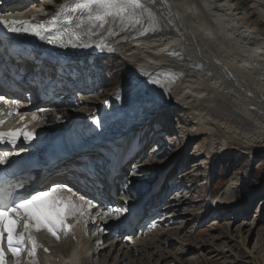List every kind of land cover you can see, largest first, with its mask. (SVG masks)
<instances>
[{
  "label": "bare ground",
  "instance_id": "bare-ground-1",
  "mask_svg": "<svg viewBox=\"0 0 264 264\" xmlns=\"http://www.w3.org/2000/svg\"><path fill=\"white\" fill-rule=\"evenodd\" d=\"M35 1L16 0L15 4L23 7V11L32 9L36 14L47 15L64 0ZM140 3L143 5V9L148 10L139 9L140 13L155 21L151 30L136 33V30L142 28V25H139L127 34L122 30L116 35L109 36L112 31L104 26L100 29L92 28L85 33L87 36L97 33V39H104L105 36H108L105 40L106 46L111 54L123 61L122 63L127 69V79L134 74L151 71L157 76H162L164 82L167 83L163 94L155 99L152 98L147 107L143 106L133 114L128 131L110 148L117 156L119 161L117 166L120 171L133 160L131 162V165L133 164L131 166L132 174L128 177L130 180L126 182V188L122 191L124 199L113 205L120 214L124 212L123 209H119L121 205H130L131 199L127 193L131 195L132 189H134L136 194L138 188L144 184L142 182L144 178L141 177L150 176L152 170L158 173L159 168L165 169L163 163L158 159L154 160L153 157L154 154L165 150V145L163 147L156 145L158 150H153L152 154H149L151 159H148L147 162L142 161L143 163H141V160L136 162V158L144 154L150 144L147 135L151 132H153V136L157 135L151 124L152 117L159 110H162L159 112L162 117L159 120L158 128L160 129L169 128L171 130L173 128L172 121L168 120V114L174 108L184 110L188 120H192L194 128L190 133L185 135L177 127L170 133V135L181 138L184 143H191L202 135H208L207 140L197 150H193L189 154V161L187 160L185 163H193L192 160H198L201 156H205L210 148L215 147L217 140L221 144L226 141L235 142L250 153H264V0H140ZM127 22V19L120 20L119 25L126 26ZM133 31L136 33L135 35L132 34ZM71 73L73 71H69V74L64 76L69 89L71 80L76 82L70 76ZM127 79L115 84L111 91L106 92L100 98H98L100 92L96 94L99 88L92 90V86L95 84L85 85L82 89L81 85L78 87L75 85V91L82 93L83 96L73 92L71 96L64 97V102L74 96H78L77 101L78 99H84V101L74 110H69L66 107H48L38 115L39 126L43 128L45 135L51 134V130L57 127L59 129L61 124L74 118L75 115L88 114L98 108L109 95L122 89ZM92 93L97 96L90 99ZM37 104L38 100L35 96L31 102L26 101V105L32 107ZM151 109L154 112L152 117L148 118ZM75 110L77 112H73ZM62 113H64L63 117ZM144 128V135L135 137L137 132L143 131ZM146 140H148L147 144ZM145 144L146 147H144ZM79 154H82V150ZM127 155H132L134 158L123 162ZM156 165L159 167L157 168ZM166 172V169L162 171L160 177H163ZM176 173L175 170V175ZM205 179H207L205 182L207 184V181H210L209 175ZM238 181L237 176L234 177L222 190L220 189L219 194L215 197L210 195L211 190L208 186L207 195L191 200L189 203L208 201L209 199L218 211L219 206L228 201L238 210L237 208L244 205V203L236 204L234 201V192L236 185L239 184ZM168 189L169 186L166 185V191ZM256 190H258L257 194H261L264 191V182H261L258 188L251 189L250 192L244 190L246 200ZM100 195L104 197L102 193ZM160 199L158 201L157 198L150 200L149 207L146 206L144 212L135 216V224H130L127 227L123 226L121 220H118L120 215L113 217L114 221L103 217H97L94 221L95 214H85L77 219L72 217V227L68 233H62L58 238L46 234L48 236L46 240L48 242L54 241L53 239L58 240L54 241V243H58L57 245L45 243V237L41 233L42 229H39L36 234L40 238L32 240L35 241V244L40 241L48 245L49 252L39 255L41 260L37 258L38 255H30L27 252L29 248H32V241H30L19 256L9 257L8 264H96L97 262L92 260V256L96 258L101 256L102 264H121L125 259L130 260V255L136 256L141 249L147 250L166 244L163 237L167 232L164 231L154 233L152 238H148L146 242L149 246L141 237H135L137 230L139 235L143 234L142 220L153 216L154 213L150 212L148 215V211H150V207L157 206ZM184 200H189V198L183 196L181 199H172L177 203L165 207L166 209L171 207V214L160 224L168 221L173 222L175 218L181 217L180 214H176L178 210L175 211V209H178L177 206L182 207ZM115 220L119 223L116 224ZM113 222L116 224V234L111 235L107 241L106 239L109 237L106 238L107 235L104 234ZM186 222L182 221L179 229ZM151 232L146 233V236L149 237ZM101 234L102 236H100ZM20 256H22V260L18 258ZM21 261L22 263H20ZM147 264L151 263L147 262Z\"/></svg>",
  "mask_w": 264,
  "mask_h": 264
},
{
  "label": "rangeland",
  "instance_id": "rangeland-1",
  "mask_svg": "<svg viewBox=\"0 0 264 264\" xmlns=\"http://www.w3.org/2000/svg\"><path fill=\"white\" fill-rule=\"evenodd\" d=\"M104 57H106L104 59V64L99 65L100 72H97L94 76L96 81H107L106 85H104V90L100 92L98 98L102 97L106 92L111 91V88H113L120 79L121 81L127 79V69L122 63L123 61L117 58L116 55L110 53L106 54ZM92 90H97V87L95 85L92 86ZM94 93L91 94L90 99L97 96L94 95ZM82 101H84V99L76 100L77 106H79ZM160 111L162 110H159V112ZM183 111L184 110H177V108H174L173 111L168 114V120L173 123V128H171V130H169V128H158L159 120L162 118L160 113L158 112L152 117L154 110L151 109V112H149L148 118H153L151 125L155 128L157 135L156 137L153 136V132L147 135L150 139V144L147 148L152 149L155 147V149L158 150L156 145H161L162 147L165 145L166 149L155 154V157H157L155 159L163 163L168 174L160 177L162 171L165 169L159 168L158 173L152 170L150 176L141 177L142 179L144 178L142 182L145 184H142L136 191L137 194L142 186L147 184L148 186L152 184L156 186V183H158L159 188L157 193L153 196L154 198L161 192L166 191V185L169 186L167 192L162 193L159 206L153 207H158V212L157 210L152 212L154 214L151 216V218L156 217V223L146 224V219L144 218L142 220L144 225L141 226L143 234L139 235L138 230L135 234V237H141L149 246L146 242L148 238H152L154 233L164 231L167 232L166 234L164 233L163 237L166 244L152 249H141L136 256L132 257L130 255L131 259H125L121 264H147V262L151 264H264V191L261 194H257L258 190H256L247 200L245 194L248 190L250 192L251 189L258 188L261 182H264V153H250L235 142L226 141L221 144V142L217 140L215 147L210 148L205 156H201L198 160H192L193 163H185V161H189V154L192 153L193 150H197L207 140L208 135H202L191 143H184L181 138L179 139L176 135H170L172 129L175 127L185 135L190 133L194 128L193 122H191L192 120L189 121L187 114ZM73 112H77V110ZM61 115L63 117L64 113ZM61 126L62 124L59 127ZM147 148L146 152L143 154L144 156L143 159H141V163L151 159L148 158L150 152ZM158 164L157 162V165ZM157 165L156 167L158 168L159 166ZM131 166H133V164L126 166L128 171ZM175 170L177 172L176 175ZM208 175L210 181H207L209 184H206L205 182L207 179L205 178ZM181 176H183L185 181L183 179L180 180ZM236 176L239 179V184L236 185L234 201L236 204L244 203V205H241L242 209L237 208L238 210H236L235 207L232 206L233 204L228 201L219 206L220 208L218 211L217 208L213 207V203L209 199L208 201L189 203L191 200L203 198L207 195L208 186H210L211 190L210 195L215 197L219 194L218 192H220V189L222 190L223 187ZM134 191L135 190L132 189L131 194L136 195ZM127 194L129 199L133 201V199L130 198L132 195H129V193ZM183 196L184 198H189V200H184V205L182 207L177 206L176 208L178 209H175V211L178 210L176 214H180L181 217L175 218L173 222L168 221L164 224H160L171 214V207L167 210L165 208V206L169 204V201L171 202L172 199L177 198L181 199ZM131 201L129 203H131ZM172 203L176 205L177 201H172L170 204ZM147 205L148 204L145 203L143 208ZM151 210L152 207H150V211ZM148 219H150V217L147 218V220ZM184 220L187 222L179 229L181 222ZM115 223L118 224L119 222L115 220ZM115 223L113 222L109 229L105 231L106 233L104 235H107L106 238L109 237L106 239L107 241L111 238V235L116 234ZM151 230H153V232H151ZM148 232H151L149 233V237L146 236ZM100 236H102V234ZM46 239L47 238H45L44 242L48 243V245L58 244L57 242H48ZM53 240L58 241L55 239ZM37 253V258L41 260L39 256L40 253ZM91 258L97 262L96 264H102L103 260L101 256L98 258L92 256ZM145 261L146 263H144ZM20 263H22V261ZM93 263L95 262L93 261Z\"/></svg>",
  "mask_w": 264,
  "mask_h": 264
},
{
  "label": "snow or ice",
  "instance_id": "snow-or-ice-1",
  "mask_svg": "<svg viewBox=\"0 0 264 264\" xmlns=\"http://www.w3.org/2000/svg\"><path fill=\"white\" fill-rule=\"evenodd\" d=\"M129 9H131V15L127 18L134 19L137 23H139L137 9L148 11L143 9L140 0H65V3L59 6L49 20L34 22L35 17L31 20L7 19L0 14V25L9 33H28L39 37L41 40H47L49 43L63 45L64 36L70 37L69 43L72 42V37H79L78 33L70 28H64L61 31L57 26L60 20L64 19L71 24L78 15L80 24H77V28L83 24L85 19L90 23L99 21L102 25L109 16L124 18L128 14ZM53 32L55 35L52 34ZM3 100L4 96H0V101ZM39 111L43 112L45 109H40ZM11 114L9 113V115ZM32 118L35 120L37 116L33 114ZM3 122V120H0V124H3ZM97 123L99 122L97 121ZM21 136L25 143H31L35 136V130L29 131L25 127L0 131V144H7L15 149L18 147V141ZM14 155H17V153L0 152V165L10 166L7 169L0 168V264H6L8 259L2 247L5 236L7 238L8 251L13 256L18 254L19 247L25 239L23 233L17 234L14 231L21 212L27 217L24 222L25 231H29L32 228H44L51 235L58 238L60 229L67 231L71 227L66 222L68 216H73L77 213L85 215L95 207L91 200H86L82 195L78 196L76 200L61 196V190L72 191L66 182L54 183L50 188L43 191L17 195L16 189L22 187V184H13L8 180V176L16 169L15 163L10 160V157ZM73 195L75 196L76 194L73 193ZM14 213L16 214L15 216L13 215ZM28 239L32 241V252L30 255H34L35 241L32 240L30 235Z\"/></svg>",
  "mask_w": 264,
  "mask_h": 264
}]
</instances>
